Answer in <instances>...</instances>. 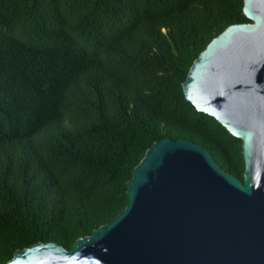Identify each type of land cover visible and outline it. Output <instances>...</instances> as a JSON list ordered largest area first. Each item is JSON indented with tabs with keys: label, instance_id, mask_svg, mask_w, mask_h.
<instances>
[{
	"label": "trees",
	"instance_id": "trees-1",
	"mask_svg": "<svg viewBox=\"0 0 264 264\" xmlns=\"http://www.w3.org/2000/svg\"><path fill=\"white\" fill-rule=\"evenodd\" d=\"M243 0H0V264L76 240L126 207L165 138L242 180L241 140L182 84L206 46L246 23Z\"/></svg>",
	"mask_w": 264,
	"mask_h": 264
},
{
	"label": "water",
	"instance_id": "water-1",
	"mask_svg": "<svg viewBox=\"0 0 264 264\" xmlns=\"http://www.w3.org/2000/svg\"><path fill=\"white\" fill-rule=\"evenodd\" d=\"M211 40L182 90L241 140L242 180L188 140L155 142L127 182L128 202L70 250L39 242L6 264H264V0Z\"/></svg>",
	"mask_w": 264,
	"mask_h": 264
}]
</instances>
